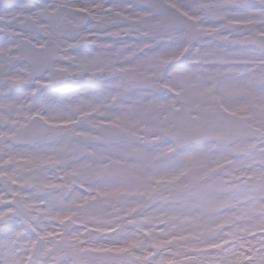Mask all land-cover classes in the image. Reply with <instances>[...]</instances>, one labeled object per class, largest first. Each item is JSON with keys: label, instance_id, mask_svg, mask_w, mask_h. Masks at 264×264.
<instances>
[{"label": "snow or ice", "instance_id": "1", "mask_svg": "<svg viewBox=\"0 0 264 264\" xmlns=\"http://www.w3.org/2000/svg\"><path fill=\"white\" fill-rule=\"evenodd\" d=\"M0 264H264V0H0Z\"/></svg>", "mask_w": 264, "mask_h": 264}]
</instances>
